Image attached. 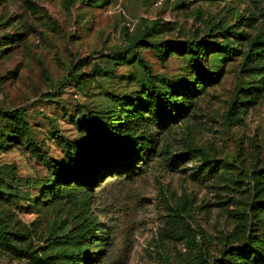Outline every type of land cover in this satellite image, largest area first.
Instances as JSON below:
<instances>
[{
	"label": "rangeland",
	"instance_id": "374dc122",
	"mask_svg": "<svg viewBox=\"0 0 264 264\" xmlns=\"http://www.w3.org/2000/svg\"><path fill=\"white\" fill-rule=\"evenodd\" d=\"M221 26L264 34V0H167L161 6L78 0L69 10L63 0H0V231L12 246L44 260L19 256L0 242V264H60L79 247L50 238L77 229L86 216L96 224L88 264H214L241 244L240 211L248 216V235L262 232L248 208L258 189L251 172L264 166V81L242 72L237 43L232 55L211 54L224 40ZM128 37L208 42L196 64L211 79L196 80L185 56L161 58L152 48L130 47ZM123 52L127 58H118ZM145 68L157 80L201 87L190 95L184 118L148 127L156 141L149 159L130 168L118 167L119 160L116 167H98L82 211L73 204L78 187L61 188L57 167L70 154L83 160L96 147L80 125L86 112L102 114L116 98L141 95ZM247 85L258 91L243 98ZM238 101L243 113L232 109ZM15 110L29 123L31 139L16 141L11 132L4 114ZM210 164L213 171L206 172ZM46 184L59 189L57 197L42 193ZM175 213L204 231L199 249L180 224L172 231Z\"/></svg>",
	"mask_w": 264,
	"mask_h": 264
},
{
	"label": "trees",
	"instance_id": "16d2710c",
	"mask_svg": "<svg viewBox=\"0 0 264 264\" xmlns=\"http://www.w3.org/2000/svg\"><path fill=\"white\" fill-rule=\"evenodd\" d=\"M78 0H63L66 9H70ZM242 16H239L238 20ZM252 18V17H251ZM245 25V24H243ZM247 25V24H246ZM221 32L224 40L216 42L212 45V53L219 50L224 55H232V43H237L241 47L240 53L243 56V70L245 76L249 78L260 77L264 81V34L256 32L252 34L243 28L237 31L232 26H221ZM232 37V40L229 39ZM127 42L131 46L143 47L146 49H154L158 56L164 58L167 52L179 53L189 59L193 68L196 80H209V75L196 63L203 54L208 52V42L202 40L189 42H178L169 40L161 43H150L139 37L127 38ZM211 50V49H210ZM123 52L118 58L126 59ZM145 67V66H144ZM95 68L101 70L97 65ZM146 84L143 86L142 94L133 98H116V103L112 105L105 113L95 114L87 111L85 118L81 122V126L85 127L94 138L96 147L92 150L89 148L83 160H78L70 154V158L65 164L58 166L60 176V187L77 186L79 193L74 196L73 204L80 205L83 209L88 205L87 192L96 182L95 173L98 167L101 169H110L116 167L130 168L136 161H145L150 158L156 147V141L151 137L148 127L152 124L166 127L167 125L178 122L184 118L187 110L191 106L190 95L197 92L201 87V82L197 86L189 84V82H171L153 76L152 71L145 68ZM257 80V79H255ZM250 83V82H247ZM258 88L253 85H247L242 88L245 91L243 98H248V93ZM255 95L256 100L259 98L258 93ZM255 102V100H254ZM240 101L232 104V109L237 113H243ZM79 111H83L79 108ZM121 114V116H119ZM4 117L11 122V132L16 134V141L22 140L23 137L31 139V127L25 121L19 110L6 112ZM4 143L0 136V144ZM67 145L71 144L67 142ZM74 148L79 147L73 144ZM81 149H84L82 147ZM126 157V158H125ZM129 160V161H128ZM123 165H122V164ZM131 166H129V164ZM208 164V161L206 162ZM209 171L213 167L211 164ZM251 177L257 183V194L249 205L248 210L251 211V217L255 222L262 226V232L248 235V216L243 211L237 224L236 230L240 245L233 246L228 250H224L221 258L215 260L214 264H264V166L255 168L251 172ZM47 188L41 187L42 193H46L50 197H57L59 189H53L49 184ZM256 189V188H254ZM46 190V191H43ZM3 195L0 192V200ZM237 206L240 207L238 204ZM238 209V208H237ZM245 209V208H244ZM173 220L172 231L176 232V225H181V229L186 234V241L194 248L199 249L200 245L197 238L204 236V231L197 226L193 228L194 221L184 220L182 214H171ZM95 223L87 216L83 218L81 225L60 237L50 238V242L54 244H66L79 247L76 253H67L61 257L60 264H88V252L92 248L93 233L90 230L95 227ZM257 235V236H256ZM0 242L11 249L19 256H23L43 263V258L37 251L22 250L12 246L10 239L4 236L0 231ZM102 246V240L96 241L95 248Z\"/></svg>",
	"mask_w": 264,
	"mask_h": 264
},
{
	"label": "built area",
	"instance_id": "2783aa9c",
	"mask_svg": "<svg viewBox=\"0 0 264 264\" xmlns=\"http://www.w3.org/2000/svg\"><path fill=\"white\" fill-rule=\"evenodd\" d=\"M126 2H134L139 4H152L154 6H161L163 5L167 0H125Z\"/></svg>",
	"mask_w": 264,
	"mask_h": 264
}]
</instances>
